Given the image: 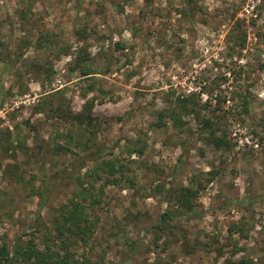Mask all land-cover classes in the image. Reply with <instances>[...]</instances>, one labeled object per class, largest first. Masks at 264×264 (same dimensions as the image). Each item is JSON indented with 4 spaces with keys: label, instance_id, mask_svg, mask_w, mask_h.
<instances>
[{
    "label": "rangeland",
    "instance_id": "rangeland-1",
    "mask_svg": "<svg viewBox=\"0 0 264 264\" xmlns=\"http://www.w3.org/2000/svg\"><path fill=\"white\" fill-rule=\"evenodd\" d=\"M115 1L0 0V242L31 232L44 163L71 175L53 181L42 223L84 187L100 200L85 201L86 240L72 238L82 264H264V0ZM184 100L210 101L220 147L184 108L160 120ZM100 148L128 179L80 168Z\"/></svg>",
    "mask_w": 264,
    "mask_h": 264
},
{
    "label": "trees",
    "instance_id": "trees-1",
    "mask_svg": "<svg viewBox=\"0 0 264 264\" xmlns=\"http://www.w3.org/2000/svg\"><path fill=\"white\" fill-rule=\"evenodd\" d=\"M111 3L113 7L118 6L115 0H111ZM185 13L186 12H184V14ZM241 36L243 39L241 40V43L244 45V41L247 38L246 32H243ZM24 42L30 45L32 41H30V38L26 37ZM43 44L53 45L54 41L49 38L48 35H45L44 40H38V46L36 47L41 49ZM64 52H67V49H65ZM87 59V54L80 56L77 54L72 67L73 69L77 67L81 68L82 76L90 81L89 88L94 89L97 82L94 79L95 76L92 68L86 64ZM242 105L244 106L245 111H247V103L243 102ZM187 106L188 104H186L184 100L179 108L181 107L186 109V112L194 113L204 128H212V141L210 143L216 147H220L225 139L223 135L217 134L218 129H220L219 121H215L213 118L204 119V117L201 116L200 109L211 108L210 101L207 100L200 105L198 104V107L194 106L191 109H188ZM218 106L217 109H219ZM181 108L167 110L165 115L161 116L160 120L165 121V118H170L175 124H178ZM212 109L215 111V108ZM62 149L70 150L71 148L70 146H64ZM103 149L104 148H100L99 150L90 151L85 156L84 162L80 165V168L95 161L97 162L96 168L89 172L93 177L103 174L107 179L106 183H119L122 179H128V176H126L125 173L126 163L118 157L107 158ZM40 170L43 174L41 185L32 191L33 194L39 197V203L36 216L29 225L31 227V232L23 231L20 233L13 248H10L6 243L0 242V264H82L77 258V252L73 247L72 242L74 240H72V238H74L76 242L86 240L87 235H89L91 231V224L88 218L85 201L90 200L92 204H96L100 201L98 195L89 188H82L76 193V195L57 209V216H54V218L51 219V221L54 220L52 225L44 224L42 223L43 221H41L43 217L42 212L49 204L53 181L59 177L63 179L70 176L71 170H61L57 171L55 174H49L44 163L41 165ZM194 193L192 187L184 188L179 202L180 206L187 211H190V213L194 211L191 201V197L194 196ZM174 216L175 214L170 210L163 212L160 216L159 223L155 228L166 230L167 227H170V224L168 223L169 220ZM44 228L45 231H43ZM41 232H43L44 239L39 243L37 242V233ZM24 237L27 239L24 240ZM122 264H127V262Z\"/></svg>",
    "mask_w": 264,
    "mask_h": 264
}]
</instances>
